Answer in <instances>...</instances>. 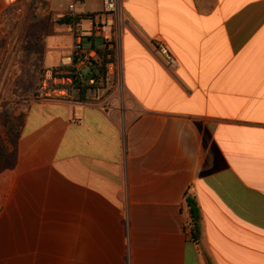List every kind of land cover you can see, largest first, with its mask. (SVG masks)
<instances>
[{"label":"crops","instance_id":"0c3cea01","mask_svg":"<svg viewBox=\"0 0 264 264\" xmlns=\"http://www.w3.org/2000/svg\"><path fill=\"white\" fill-rule=\"evenodd\" d=\"M34 3L0 0V115L33 64L37 88L99 26L117 83L98 103L24 101L0 173V264H264V0H121L119 14L84 0L74 16H95L77 35L58 22L70 0L46 18Z\"/></svg>","mask_w":264,"mask_h":264},{"label":"built area","instance_id":"2783aa9c","mask_svg":"<svg viewBox=\"0 0 264 264\" xmlns=\"http://www.w3.org/2000/svg\"><path fill=\"white\" fill-rule=\"evenodd\" d=\"M49 1L50 0H35V10L38 16L49 17ZM84 0H70L68 7V17H74L77 7L82 5ZM121 0H104L105 13L119 14ZM85 37H102L105 42V47L110 53L115 51V44L112 41L110 34L105 32L102 26L96 27L87 31ZM84 36L79 35L75 39L73 46V61L69 65L73 72L71 75H59L53 69H48L44 72L40 83L38 96L40 100L68 98L70 100H78L81 92L87 88V97L95 99L101 92H109L117 83L114 73L115 63H109L107 66V73L103 82V88L97 90L98 81L94 74L96 73V64L98 63L97 51L84 45ZM167 62L169 67L174 69L179 68L178 61L170 54V50L163 43L156 45V50ZM116 52V51H115ZM112 55H108V59H112ZM194 219L186 222L185 229L188 234H194Z\"/></svg>","mask_w":264,"mask_h":264},{"label":"trees","instance_id":"16d2710c","mask_svg":"<svg viewBox=\"0 0 264 264\" xmlns=\"http://www.w3.org/2000/svg\"><path fill=\"white\" fill-rule=\"evenodd\" d=\"M94 16L95 15H88V16H84V17L74 16L73 18L65 16V17L61 18L58 22L61 25L72 26V30H73L74 34L77 35L78 34V26L81 23L82 18H85V19L92 18V17L94 18ZM97 41L101 42V46H98V47L96 46ZM84 44L87 45L88 47H90L91 49H94L97 51L98 63L96 64V73L94 74V76L98 81V85L96 86V88H97V90H100L103 88L102 86H103V82H104L105 77H106L108 64L109 63H115V64L117 63L116 52L112 51L109 53L107 51L103 38L86 37V38H84ZM110 54L113 57L112 59H108V55H110ZM53 70L62 76L71 75V73L73 72V69L71 66H60L58 68H54ZM44 72L45 71H42L43 75H44ZM59 99L71 102V100L68 98H59ZM77 101H85L88 103H98L99 102V100H97V98L91 99V98L87 97V88L81 92V95L78 97ZM23 123H24V119H23L22 123L17 122V120H11L10 121L9 127H7V128H8V134H9L8 138L10 139V141H12V143H16L17 140L19 139L21 132H22V128H23ZM14 162H15L14 156L9 155L5 140H4V138L0 132V173L4 169H6L10 166H13ZM188 203L190 206V210L193 214V217L198 218V209H197L196 203L194 201H191V200H189Z\"/></svg>","mask_w":264,"mask_h":264},{"label":"rangeland","instance_id":"374dc122","mask_svg":"<svg viewBox=\"0 0 264 264\" xmlns=\"http://www.w3.org/2000/svg\"><path fill=\"white\" fill-rule=\"evenodd\" d=\"M37 64V63H36ZM36 64H33L34 67V73H32L31 75V80L28 82L27 84V94L26 96H18V99L16 102H13V106L8 107V105L10 104L9 102H4L1 104L2 108L4 109V112H1L0 115V132L4 138V140H6V142H12L10 141L9 134H8V128L9 127V123L11 120H17V122L22 123L24 116H25V111L23 110L24 106L27 104L24 101H26L29 98H35L37 100H40L39 96H38V91H39V84L38 87L35 88L34 85L36 84V81H38V75L39 72L37 69H35ZM42 74H40V80L42 78L41 76ZM34 84V85H33ZM32 87V89H31ZM35 88V91H34ZM31 89V90H30Z\"/></svg>","mask_w":264,"mask_h":264}]
</instances>
